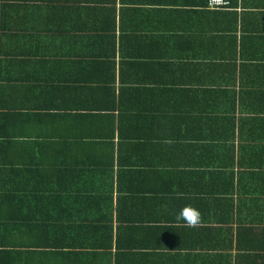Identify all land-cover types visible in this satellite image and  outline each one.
<instances>
[{"label":"crops","instance_id":"crops-1","mask_svg":"<svg viewBox=\"0 0 264 264\" xmlns=\"http://www.w3.org/2000/svg\"><path fill=\"white\" fill-rule=\"evenodd\" d=\"M209 1L0 0V264H264V0Z\"/></svg>","mask_w":264,"mask_h":264},{"label":"clouds","instance_id":"clouds-1","mask_svg":"<svg viewBox=\"0 0 264 264\" xmlns=\"http://www.w3.org/2000/svg\"><path fill=\"white\" fill-rule=\"evenodd\" d=\"M175 222L177 224L182 223L186 227H197L202 223V215L199 210L186 205L178 213L175 214Z\"/></svg>","mask_w":264,"mask_h":264},{"label":"built area","instance_id":"built-area-1","mask_svg":"<svg viewBox=\"0 0 264 264\" xmlns=\"http://www.w3.org/2000/svg\"><path fill=\"white\" fill-rule=\"evenodd\" d=\"M229 4L230 3L227 0H210L209 1V6L211 8L227 7Z\"/></svg>","mask_w":264,"mask_h":264}]
</instances>
